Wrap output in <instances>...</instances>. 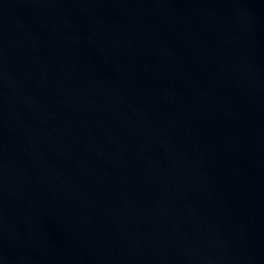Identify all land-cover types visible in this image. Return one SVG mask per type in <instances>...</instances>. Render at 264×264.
I'll list each match as a JSON object with an SVG mask.
<instances>
[{"label":"water","instance_id":"1","mask_svg":"<svg viewBox=\"0 0 264 264\" xmlns=\"http://www.w3.org/2000/svg\"><path fill=\"white\" fill-rule=\"evenodd\" d=\"M0 264H264V0H0Z\"/></svg>","mask_w":264,"mask_h":264}]
</instances>
